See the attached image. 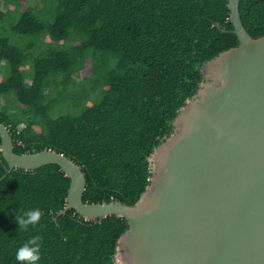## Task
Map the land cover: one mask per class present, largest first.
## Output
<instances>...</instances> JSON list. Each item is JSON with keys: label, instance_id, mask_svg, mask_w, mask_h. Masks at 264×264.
Instances as JSON below:
<instances>
[{"label": "trees", "instance_id": "1", "mask_svg": "<svg viewBox=\"0 0 264 264\" xmlns=\"http://www.w3.org/2000/svg\"><path fill=\"white\" fill-rule=\"evenodd\" d=\"M1 1L13 3L0 10V123L14 152L57 151L85 174L84 202L135 205L150 184L148 158L204 80L199 69L238 46L228 0ZM240 14L254 39L264 36V0H242ZM70 183L57 165L4 178L0 264H21L16 252L34 236L37 264H115L127 220L59 216ZM31 209L39 222L18 228Z\"/></svg>", "mask_w": 264, "mask_h": 264}, {"label": "water", "instance_id": "2", "mask_svg": "<svg viewBox=\"0 0 264 264\" xmlns=\"http://www.w3.org/2000/svg\"><path fill=\"white\" fill-rule=\"evenodd\" d=\"M241 1L228 0L238 46L199 69L204 80L148 158L150 184L135 205L84 202L76 163L51 150L16 154L3 123L0 184L17 169L59 166L71 181L59 216L127 220L115 264H264V36L245 29Z\"/></svg>", "mask_w": 264, "mask_h": 264}, {"label": "clouds", "instance_id": "3", "mask_svg": "<svg viewBox=\"0 0 264 264\" xmlns=\"http://www.w3.org/2000/svg\"><path fill=\"white\" fill-rule=\"evenodd\" d=\"M41 218L39 209H31L16 216L18 228L27 229L29 225H35ZM40 237L34 236L16 252V260L21 264H37L40 260Z\"/></svg>", "mask_w": 264, "mask_h": 264}, {"label": "rangeland", "instance_id": "4", "mask_svg": "<svg viewBox=\"0 0 264 264\" xmlns=\"http://www.w3.org/2000/svg\"><path fill=\"white\" fill-rule=\"evenodd\" d=\"M29 3H30V5H36V0H31V1H29ZM12 7H13V3H12V5L10 6L9 5V2H5V1H1L0 0V10H2V11H7V10H9V9H12ZM6 35H10V33H6ZM26 40L24 39V38H22V40H20L19 42H22V43H24ZM45 42V40L43 41V43ZM48 46H47V44L46 43H44L43 45H42V49H46ZM40 52V50L38 49L37 51H36V53L35 54H38ZM8 72V68H5L3 71H2V74L4 75L5 73H7ZM78 81H79V83L81 82V80L80 79H78ZM81 84V83H80ZM80 90V86H78L77 88H76V92H78ZM75 92V93H76ZM2 104H3V102H2Z\"/></svg>", "mask_w": 264, "mask_h": 264}]
</instances>
